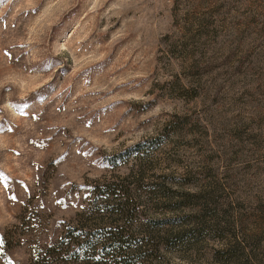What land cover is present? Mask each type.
Listing matches in <instances>:
<instances>
[{
  "label": "rangeland",
  "instance_id": "374dc122",
  "mask_svg": "<svg viewBox=\"0 0 264 264\" xmlns=\"http://www.w3.org/2000/svg\"><path fill=\"white\" fill-rule=\"evenodd\" d=\"M0 264H264V0H0Z\"/></svg>",
  "mask_w": 264,
  "mask_h": 264
},
{
  "label": "trees",
  "instance_id": "16d2710c",
  "mask_svg": "<svg viewBox=\"0 0 264 264\" xmlns=\"http://www.w3.org/2000/svg\"><path fill=\"white\" fill-rule=\"evenodd\" d=\"M107 187H109L108 189H106L107 191L105 193V196L107 198H109L111 195H114V194H117V196H121L123 194L122 196H125L128 199L130 197V195H131L130 190L127 189V188L124 189L123 186H121L120 189H119V186L118 185L117 186H114V184L107 185ZM121 188H123V189H121ZM73 247H75V246H72V249H71V251L73 252L72 254H76V253H79L81 251L80 248L78 249V247H75L73 249Z\"/></svg>",
  "mask_w": 264,
  "mask_h": 264
}]
</instances>
